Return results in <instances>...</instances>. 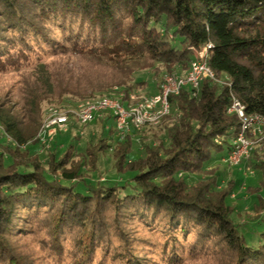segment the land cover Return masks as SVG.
Wrapping results in <instances>:
<instances>
[{
  "label": "trees",
  "instance_id": "16d2710c",
  "mask_svg": "<svg viewBox=\"0 0 264 264\" xmlns=\"http://www.w3.org/2000/svg\"><path fill=\"white\" fill-rule=\"evenodd\" d=\"M208 43L215 78L170 95L166 137L138 157L140 131L110 138L109 117L97 118L96 143L70 141L62 152L59 142L44 157L28 148H38L43 102L104 97L114 85L128 94L135 71L158 63L165 74L186 72L192 47ZM72 57L107 72L81 73ZM23 71L31 73L20 109L0 105V264H37L17 241L26 234L63 264H183L212 248L216 264H264V231L247 243L232 190L214 177L187 182L223 150L234 151L241 122L230 112L233 98L246 115L264 118V0H0V72ZM108 149L115 181L95 176ZM255 164L264 176V159ZM254 212L261 224L264 196Z\"/></svg>",
  "mask_w": 264,
  "mask_h": 264
},
{
  "label": "rangeland",
  "instance_id": "374dc122",
  "mask_svg": "<svg viewBox=\"0 0 264 264\" xmlns=\"http://www.w3.org/2000/svg\"><path fill=\"white\" fill-rule=\"evenodd\" d=\"M66 61L68 59L63 58ZM61 60V61H62ZM60 60L55 59L53 61L54 67L60 65ZM70 61V60H69ZM73 68L75 66L78 71L90 73L91 75H97L101 77L103 73L107 72L104 68H95L88 60L80 57H72ZM69 66L71 65L68 63ZM72 67V66H71ZM164 67L156 63L151 69H144L135 71L132 80L129 83L136 84V88L131 90L129 93H136L138 95H153L159 90V81L164 77L165 73L161 72ZM86 69V70H85ZM89 69V70H87ZM89 71V72H87ZM109 71V70H108ZM31 72H0V105L6 104L8 106H17L20 109L21 93L26 85L28 77ZM159 73V74H157ZM173 73V72H172ZM185 73V72H183ZM181 73V74H183ZM165 74V75H164ZM144 80L142 84H137V81ZM219 80H222L219 79ZM110 91L113 95L116 93L124 92L123 88L118 85L110 87ZM99 94V93H98ZM100 97L94 98L98 99ZM84 100L74 98L73 96L64 95V97H57L53 100L45 101L42 104L44 109V117L49 107L55 106L61 109L73 110L74 106ZM19 104V105H18ZM56 104V105H55ZM175 113L173 110L172 114ZM70 125L67 130L58 131L52 140L48 142L49 146L53 147L54 144L61 143L62 152L66 149L67 144L71 142L85 144L87 141L96 143L99 135L101 134L102 127L99 123V119L86 125H78L74 123V117L70 113ZM241 122V127L238 133H236V147L232 153H228L225 149L219 156H215L208 163L206 167V174L193 173L187 178L189 184L197 183L202 179H208L214 177L217 179L219 185L223 187H229L231 189V196L229 197L230 204L234 207V220L242 225L241 230L247 239V243L250 245H256L257 239H259L261 232L264 231V216L261 217V224H254V217L257 215L254 212V206L258 203V197L264 196V176L261 170L256 169L257 162L264 159V120L263 119H250L244 122V118L238 116ZM162 122V120H161ZM152 125L144 128L137 134L133 140L132 156L138 157L142 153V149L146 144L158 143L159 138L166 137V123L165 121L161 124ZM108 127H111V131H108L110 138H117L118 133L116 130L115 120L113 118L107 121ZM75 124V125H74ZM40 130V129H39ZM2 125L0 124V136H2ZM76 135H80V140L74 139ZM141 138H143L141 140ZM37 139V137H36ZM38 140V139H37ZM37 147L33 146L32 143L28 145V148L39 149L40 155L44 157L47 153V148L44 145L41 146L39 141ZM114 144H112L113 147ZM227 155V156H224ZM224 156V157H221ZM221 157V158H220ZM97 171L95 176L101 178V180L115 181L119 179L116 174V159L113 156V151L108 149L104 154H101L97 161ZM133 230L138 233L139 236H149L147 231L142 230L143 228L139 224H132ZM255 225V226H254ZM254 226V227H253ZM20 244H23L26 250L33 254L37 264H63L62 261L57 262L52 260L49 255H46L43 245L35 235H25L17 240ZM213 250V251H212ZM206 255L187 259L183 264H216L218 256L216 255V248H212ZM215 250V251H214ZM97 264V263H96Z\"/></svg>",
  "mask_w": 264,
  "mask_h": 264
},
{
  "label": "built area",
  "instance_id": "2783aa9c",
  "mask_svg": "<svg viewBox=\"0 0 264 264\" xmlns=\"http://www.w3.org/2000/svg\"><path fill=\"white\" fill-rule=\"evenodd\" d=\"M211 46L208 43L201 48L192 47L193 59L190 68L183 74L173 72L165 75L156 94L141 96L136 93L119 92L113 96L86 99L74 106L73 110L49 107L37 135L39 143L48 147V142L58 131L67 130L71 122L70 113L74 117V123L78 125L89 124L101 117L113 118L121 138L159 124L172 109L170 95H179L186 87L197 90L203 80L215 78V73L208 63ZM193 93L195 94V91ZM230 112L244 118V122L250 119L264 120L259 115H246L244 106L236 98H233Z\"/></svg>",
  "mask_w": 264,
  "mask_h": 264
}]
</instances>
